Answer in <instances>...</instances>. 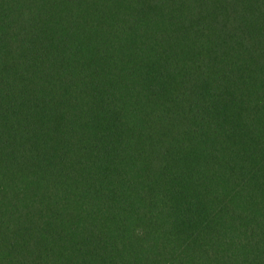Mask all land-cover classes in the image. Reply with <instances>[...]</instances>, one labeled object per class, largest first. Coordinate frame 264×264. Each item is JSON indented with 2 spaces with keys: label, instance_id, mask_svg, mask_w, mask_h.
Instances as JSON below:
<instances>
[{
  "label": "trees",
  "instance_id": "1",
  "mask_svg": "<svg viewBox=\"0 0 264 264\" xmlns=\"http://www.w3.org/2000/svg\"><path fill=\"white\" fill-rule=\"evenodd\" d=\"M0 264H264V0H0Z\"/></svg>",
  "mask_w": 264,
  "mask_h": 264
}]
</instances>
